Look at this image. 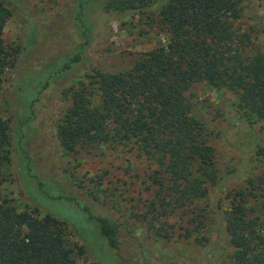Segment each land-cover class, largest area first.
Listing matches in <instances>:
<instances>
[{
    "label": "rangeland",
    "instance_id": "374dc122",
    "mask_svg": "<svg viewBox=\"0 0 264 264\" xmlns=\"http://www.w3.org/2000/svg\"><path fill=\"white\" fill-rule=\"evenodd\" d=\"M2 1L14 12L3 27V38L8 44L25 47L0 79V118L7 122L14 145L8 147V159L2 166L1 194L12 198L17 210L28 205L62 221L66 238L76 246L74 264H97L89 248L101 264H155L166 259L177 264H232L233 248L224 224L234 191H244L248 217L264 220V120H245L231 91L216 90L205 81L193 83L186 96L193 114L205 123L208 143L215 152L217 181L197 203L206 207L205 219L196 221L204 225L201 230L191 222L197 212L192 206L158 220V208L147 213L158 190L151 180L157 169L154 160L131 144L105 143L67 152L57 136L59 120L70 104L65 91L84 81L90 69L127 71L141 53L167 43V34L152 14L154 6L125 16L103 10L104 0H95L97 24L82 62L49 79L33 101L31 123L21 132L25 110L15 106L12 98L20 82L17 79L28 74L21 83L30 91L38 78L58 68L67 51L81 41L73 22L76 0ZM27 21L36 26L37 42L25 43L30 29ZM235 25L250 33L255 46L264 47V0H245ZM22 151L29 157L23 171L19 164ZM36 178L45 187H38ZM89 212L117 224L118 249L113 253ZM162 223L172 226L170 238L154 234ZM186 231L190 237H184Z\"/></svg>",
    "mask_w": 264,
    "mask_h": 264
},
{
    "label": "trees",
    "instance_id": "16d2710c",
    "mask_svg": "<svg viewBox=\"0 0 264 264\" xmlns=\"http://www.w3.org/2000/svg\"><path fill=\"white\" fill-rule=\"evenodd\" d=\"M244 1L104 0L102 9L125 16L154 6L152 14L157 16L160 30L167 34V43L141 53L127 71L90 69L84 81L65 91L70 104L57 125L61 147L74 152L105 143L136 146L157 164L151 180L158 190L147 213H155L158 208V220H166L168 213L185 211L190 206L197 211L191 222L204 220L206 207L197 203L217 181L215 152L208 143L205 123L193 114L186 96L193 83L205 81L216 90L231 91L237 96L236 107L245 120H264V47L255 46L250 33L235 25L242 15ZM94 2L76 0L73 22L81 41L67 51L58 68H51L38 78L30 91L21 83L28 74L18 77L20 82L12 98L15 106L25 110L21 132L31 123L33 101L49 79L82 62L97 24ZM98 8L101 9L99 5ZM13 14L0 0V79L25 47L8 44L3 38V27ZM27 25L30 29L25 43L37 42L34 22L27 21ZM32 37L34 40H30ZM25 92L28 94L22 97ZM13 146L9 126L0 118V184L8 147ZM19 156L23 171L29 157L23 151ZM35 183L45 187L37 178ZM243 192L234 191L225 217L224 231L233 248L232 264H264V220L247 216ZM74 203L88 211L87 206ZM89 217L97 222L112 253L117 250L115 221L105 215ZM197 224L198 231L204 227ZM171 227L162 223L154 234L170 238ZM190 236V231L184 232V237ZM75 248L66 238L62 221L28 205L17 210L12 198L0 192V264H74ZM87 250L101 264L93 251ZM155 264L177 263L166 259Z\"/></svg>",
    "mask_w": 264,
    "mask_h": 264
}]
</instances>
